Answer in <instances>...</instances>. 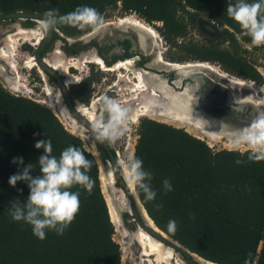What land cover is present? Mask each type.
<instances>
[{"label": "trees", "instance_id": "trees-1", "mask_svg": "<svg viewBox=\"0 0 264 264\" xmlns=\"http://www.w3.org/2000/svg\"><path fill=\"white\" fill-rule=\"evenodd\" d=\"M235 2L0 0V13L43 14L57 9L63 15L79 6H89L103 17L120 4L123 13L137 14L147 23H160V34L171 46H178V38H183L188 27L195 26L198 17L203 16L220 27L228 26L233 32L222 30L223 38L208 39L202 46L184 45L186 56L217 63L233 76L261 84V75L241 55L240 42L251 43V40L240 35L241 28L227 15L228 5ZM25 25L32 27L34 23L26 20ZM55 29L65 37L78 38L94 28L57 25ZM55 39L60 38L55 35L52 41ZM225 42L227 49H221L220 44ZM48 48L46 45L39 56L43 57ZM104 63L112 64L106 60ZM49 82L56 85L51 76ZM91 83L92 80L85 79L71 90L72 102L88 105ZM47 139L52 143L51 155L56 157L69 146L80 150L92 163L87 174L94 186L91 192L73 186L70 190L79 193L80 201L74 220L62 235L45 230L46 238L40 240L33 235L30 225L10 217L12 201L24 202L29 189L24 182L10 187L8 180L29 163L33 164L31 175L39 174L36 163L43 150H37L34 145ZM110 152L115 158L112 148ZM251 155L250 150L213 151L204 141L182 129L140 119L134 157L142 160L143 168L152 174L151 188L156 196L145 201L141 193L138 199L160 231L202 259L214 264H264V160L250 159ZM14 158H22L23 164L12 163ZM100 158L104 162L110 160L107 152ZM238 160L242 163L237 164ZM98 173L97 161L84 148L83 141L69 133L48 107L13 95L0 85V264H120L119 247L112 239L114 226ZM165 179L171 182L172 191L164 190ZM170 220L176 222L175 232L167 228Z\"/></svg>", "mask_w": 264, "mask_h": 264}, {"label": "bare ground", "instance_id": "bare-ground-1", "mask_svg": "<svg viewBox=\"0 0 264 264\" xmlns=\"http://www.w3.org/2000/svg\"><path fill=\"white\" fill-rule=\"evenodd\" d=\"M122 24H128L135 27L152 37V41L158 49L156 53H153L154 57L149 64L150 67L155 69L162 68L165 71H177L178 73H176V77L179 74V78L175 79L173 83L170 84L166 78L151 72L148 69H134L132 67V60L114 63V65L109 68L104 64L102 59L95 54L90 57L84 55L79 59L73 57V59L71 58L69 61L64 60L62 57H57V59L53 61L48 57H45L44 61L60 73L68 84H74L75 82L74 76L69 72L70 67H77L79 69L81 66H84V64L92 63L101 66V69L105 72L118 71L119 81L116 85L120 87V82H123L124 87L121 86V90L125 89L128 91L127 95L130 99L127 100V102L129 101V104L133 105V108H131L132 118L130 119L133 123H137L139 118L144 116H156L163 119L167 118L188 127L190 131H197L212 142L226 139L230 143V146H237L232 142V131L247 127L251 123L252 118L249 115L247 116V109H259V105L257 104L258 101H255L254 97L260 90L257 91L255 84L250 80L229 75L209 62L196 61L174 63L166 61L162 57V54L159 53V35L150 25L134 18L133 16L122 17L114 23L115 26ZM36 28L37 26L31 28L15 26L14 31L5 37V47L0 49V59L7 63L11 61L9 63V69H11V71H16L17 69L12 59L15 55L14 52L16 50L17 41L22 40L24 42H30L33 46H36L40 43L41 39H43L44 35L39 34L36 31ZM100 28L101 27L94 28V30L85 36V38L92 37ZM137 32L140 33L139 31ZM54 54L56 56L60 55V51L56 50ZM25 65L27 68L36 67L38 73L44 79V74L36 65L33 57H30ZM122 68L125 69V75H122V72L119 71ZM208 74L217 76L225 82L226 86L219 83L214 84L215 82L209 80ZM195 76L198 78H195L194 82L191 84L186 83L184 85L181 81L182 78L186 77L184 81H188L189 77L194 78ZM43 81L45 83L44 91L46 92V94H44V99L47 105L58 114L60 119L67 124L72 132L77 135L79 134L84 137V139L90 138L86 129L78 125L69 115L67 108L62 102L58 89H51L47 85L46 80L44 79ZM214 85L220 86V89H216ZM243 91H246L250 95L246 98L243 97ZM234 97L237 98V100H234ZM261 101H263V99ZM96 105L97 101L95 100H93L89 106L78 102L77 108L81 111L84 117L92 122V118L96 116ZM90 153L100 165V171L106 187L113 189L114 175L109 167L106 169L102 167L99 152L94 141H91ZM128 190L132 194L129 187ZM111 195L110 198L113 199L107 201L109 216L115 226L123 229L122 218L120 216L122 207L118 205V201L121 202L129 212H131V199L129 200L122 197V199H114ZM132 196L135 205L139 207L147 225L151 227L152 223L144 213L141 207L142 204L137 197L133 194ZM162 236L165 237L164 234H162ZM128 237H133L130 239L139 245L142 252L141 257L147 258L144 261L148 262V264H184V260L178 252L153 238L139 227L138 231H136L133 236L129 235ZM192 259L191 261L194 264H208V261L195 254H192Z\"/></svg>", "mask_w": 264, "mask_h": 264}, {"label": "rangeland", "instance_id": "rangeland-1", "mask_svg": "<svg viewBox=\"0 0 264 264\" xmlns=\"http://www.w3.org/2000/svg\"><path fill=\"white\" fill-rule=\"evenodd\" d=\"M133 16L134 18L150 25L159 35L160 37V51L162 54V57L164 60L174 63H185V62H196L197 60H192L189 57H187L188 51L184 49V45H199L202 46L206 41L209 39V37H212V34L209 33H215L218 31H221L222 28L216 24L210 23L211 21H206L203 16H199L197 19V24L193 27H188L187 34L181 38L182 40L178 39L177 45L178 46H171L170 43H167L166 40L163 39V37L160 34L159 28L161 27L160 23L153 22V23H147L143 18L138 16L134 13H123L120 9V4L117 5V8H113L108 10L105 15L103 16V23L99 26L101 27L95 35L91 38H86L89 33H91L94 29H92L90 32L78 37V38H69L65 37L61 33L57 32L56 35L61 38H67L68 42L62 41L60 39H55L54 41L50 42L48 50L45 52L42 58L48 57L50 60H56L57 57L64 58V60H70L73 57L75 59H79L81 56H94L97 55L99 58H101L103 61L105 60L99 53H97L95 47H93V44H101L106 40H109L111 37L112 39H118L123 38V36H126L128 38H133L135 43L138 44V39L136 37L137 31L133 30L129 27H116L114 26V23L124 17V16ZM199 23H203V27L200 26ZM26 20H7V21H0V49L4 48V39L8 36L9 33H12L14 31L15 26H21L23 28H31L25 25ZM110 23V24H108ZM113 23V24H112ZM112 24V26H111ZM36 23H34V26ZM108 25V26H106ZM32 26V27H34ZM40 34V33H39ZM47 34L44 33L45 36ZM139 36V34H138ZM55 37V36H54ZM53 40V39H52ZM145 45L148 46L147 48H144V52H140L139 50H134L133 56L139 54V60L141 63L142 56L145 57L144 64H148L152 57H153V49L150 47L152 45L150 38L147 36L144 37ZM20 41V42H19ZM17 41V46L15 50V55L12 57L13 63L16 65V71H11L9 69V63L6 61H3L0 59V85L9 93L16 95V96H22L27 99H30L36 103H39L41 105H44L50 109V111L57 117L61 125L69 132L72 131L68 128L67 124L60 119L58 114L50 108L47 103L45 102V95L46 92L44 91V81L42 80L41 76L37 72L36 67L34 68H27L26 62L29 60L30 57H33L35 52V46H33L30 42H24L22 40ZM124 43H127L124 41ZM88 44V45H87ZM240 46L242 47V57L246 59L247 62L251 63L256 71L261 75L262 77V83L257 84L254 81H252L255 84V88L258 93H256L254 100L258 101L257 104L258 110H253L252 108L247 109V116L249 115L252 120L257 116L259 113L264 112V45L261 46H254L251 43H242L240 42ZM75 47H78V49L74 50ZM141 47V46H140ZM183 48V49H182ZM221 49H227V44L223 43L220 44ZM56 50L60 51V55H55L54 52ZM75 51L76 54H69L67 52L69 51ZM127 50H129V46H127ZM119 52V51H118ZM74 53V52H73ZM121 53V52H119ZM122 55V54H121ZM116 56L114 55L108 56V60L111 59V62H117L118 60H124L125 56ZM51 56V57H50ZM15 58V59H14ZM137 64V62H135ZM215 65L217 68H219L221 71H224L227 73L226 69L224 70V67L217 63H211ZM145 68L144 66H142ZM149 68V67H148ZM146 69V68H145ZM151 72H154L156 74H159L161 76H165V74L170 75L168 78V82L173 80V73H170L168 71L161 69H148ZM69 72L74 76L75 82L74 84L68 86L69 91L75 89L76 86L79 85V83L85 79L92 80L91 83V97L88 106L91 104L93 100L97 101V105L95 107V115L98 116L100 114V103L102 98L108 97V98H114L118 100L123 106L128 107L129 109L133 108V105L129 104L130 97L127 95V92L125 89L121 90V86L124 87V83L120 82V87H118L117 82L119 81L118 77V71L115 72H105L100 69V67L96 64L87 63L84 64V66H81L79 69L76 67H70ZM122 75H125L124 71H121ZM231 75L230 73H227ZM166 78V77H164ZM208 78L210 81H213L215 83H219L221 85H225V82L221 79H219L217 76L208 74ZM48 86L51 89H57V87L54 84L47 83ZM17 86V87H16ZM259 88V89H258ZM261 88V89H260ZM119 91V92H118ZM243 97H248L250 94L246 91L242 92ZM261 94V95H260ZM263 101H261L262 99ZM124 100V101H123ZM126 101V102H125ZM263 105V106H262ZM132 111V109H131ZM150 119L156 122L164 123L179 129H182L192 135L193 137H196L202 141H204L209 148H211L213 151H221V150H230V151H239V152H245L250 150L247 145L240 144L237 146H230L229 142L226 139H220L218 141L212 142L204 135L198 133L197 131L193 132L190 131L188 127L179 124V122H175L171 119H163L156 116H144L140 117L137 123H133L131 120H129L127 125V130L125 132V135L120 138L118 141H116L114 144H110L112 147V150L115 155V169L112 170V166L109 160H106L105 162L101 160L102 167L104 169L108 168L113 172H115L118 175V181L114 178L113 181V189L110 187H106L105 181L103 180L102 173L100 171V165L98 164V177H99V183L101 187V192L104 196V199L106 201V205L108 208L107 201L110 199V195L114 197V199H122L127 198L130 200V198L127 197L125 191L122 189V187L119 185V182H125L123 178V174L121 171H119L116 167V161L120 158H127L128 156H134V147L137 141V127L139 124L140 119ZM160 119V120H159ZM72 135L80 138L84 143V148L90 153V145L91 141L93 139L85 138L77 135L76 133L72 132ZM91 140V141H90ZM90 144V145H89ZM251 151V150H250ZM91 154V153H90ZM100 156V155H99ZM95 158V157H94ZM97 161V160H96ZM108 165V166H107ZM127 185V184H126ZM128 187V186H127ZM129 191V190H128ZM122 197V198H121ZM118 205L122 207L121 210V220L123 224V229L115 226V224L112 222L114 226V233L112 236L113 241L118 245L119 251H120V264H148V262L144 261L147 258L141 257V249L135 241L131 240L128 236L134 235L136 231H138V225L133 220L130 212L124 207V205L118 201ZM110 217V216H109ZM111 220V218H110ZM181 258L184 259V264H191L186 260L180 253H178ZM196 255V254H195ZM156 264V263H155ZM179 264V263H178Z\"/></svg>", "mask_w": 264, "mask_h": 264}, {"label": "clouds", "instance_id": "clouds-1", "mask_svg": "<svg viewBox=\"0 0 264 264\" xmlns=\"http://www.w3.org/2000/svg\"><path fill=\"white\" fill-rule=\"evenodd\" d=\"M227 15L241 28L240 35L249 37L254 46L264 45V0H236L227 7ZM103 23L100 13L89 6H79L67 14H59L57 9H49L42 18L36 21V31L44 34L53 30L57 25H68L84 29L98 28ZM131 109L123 106L114 98L104 97L100 103V114L92 118L91 129L96 139L114 144L125 135L127 125L131 119ZM234 145L244 144L251 150L249 158L256 161L264 160V113H259L244 128L233 130L231 133ZM37 150L43 154L38 158L39 174L33 177V164L29 163L17 174L12 175L8 184L14 187L18 182H24L29 189V195L24 202L13 200L9 215L13 221H23L32 228V233L40 240L46 238L45 230L55 231L62 235L74 220L79 211V193L70 189L73 186L83 187L91 192L93 181L87 174L92 163L80 150L69 146L59 157L51 155L52 143L50 139L35 143ZM12 163L23 164L22 158H14ZM237 164L242 163L236 161ZM116 167L122 172L123 178L135 197L141 193L145 201L155 199L156 192L151 188L152 174L143 168V162L134 156L120 158ZM166 192L172 191L171 182L163 181ZM161 205H157V208ZM176 222L170 220L167 228L175 232ZM208 264H214L208 261Z\"/></svg>", "mask_w": 264, "mask_h": 264}, {"label": "water", "instance_id": "water-1", "mask_svg": "<svg viewBox=\"0 0 264 264\" xmlns=\"http://www.w3.org/2000/svg\"><path fill=\"white\" fill-rule=\"evenodd\" d=\"M42 16H43V14H38V13H22V12L6 13V14L0 13V21L18 19V20H29L33 23H36V21H38L40 18H42ZM56 33H57V30L55 28L53 30H50L47 32V34L44 36V38L40 41L39 45L35 48L33 59L35 60L36 65L42 71V73L51 76L55 80V82L57 84V89H58V91L61 95V98H62V102L65 105V107L67 108L69 115L76 121V123L78 125H80L86 129L88 135L93 139V141L96 145V148L99 152V155L103 154L104 152H107L109 154V158H110L109 161L111 163L112 170L114 171L115 160H114V158L110 152L112 147L110 146V144L108 142L105 144V141L101 142V141L96 139L95 133L91 129V122L86 117H84V115L81 113V111L77 108L78 102L77 101L72 102L71 97H70L69 87H68V85H66L63 76L60 73H58L54 68H52L50 65L45 63L44 58L39 56L40 51L47 44H49L52 41V39L54 38ZM63 40L65 42L66 41L68 42L67 38H63ZM174 76L176 77V75H174ZM196 76H198V75H196ZM196 76L194 78L189 77L188 80H190L191 82H194V79L198 78ZM46 83H48V78L46 79ZM214 86L218 87L220 89V86H218V85H214ZM99 158H100V156H99ZM100 161H101V158H100ZM113 175H114V178L118 181V175L115 172H113ZM119 185L122 187V189L125 191V193L127 195H129V197L131 199V206H130L131 212H130V214H131L133 220L137 223L138 227L141 228L142 230H144L149 235H151L153 238H155L158 241L162 242L163 244L173 248L176 252L180 253L186 260H188L189 263H193L191 261L193 253L189 252V250H187L186 248L181 246L178 242L174 241L173 239L168 237L165 233L160 231L155 226V224L152 222V220L148 217L144 207L141 205L144 213L146 214V216L148 217V219L152 223L151 227L147 225V222L143 218L139 207H137L135 205V203L133 201V196L130 193V191H128V187H127L126 183L119 182ZM162 234H164L165 237H163Z\"/></svg>", "mask_w": 264, "mask_h": 264}, {"label": "flooded vegetation", "instance_id": "flooded-vegetation-1", "mask_svg": "<svg viewBox=\"0 0 264 264\" xmlns=\"http://www.w3.org/2000/svg\"><path fill=\"white\" fill-rule=\"evenodd\" d=\"M127 16V15H126ZM125 17V16H124ZM205 18V17H204ZM205 20H206V18H205ZM207 21V20H206ZM210 23H212V24H215L213 21H211ZM109 24V23H108ZM198 24H200V26L201 27H203V23H199L198 22ZM35 26H37V24L35 25ZM34 26V27H35ZM115 26V25H114ZM116 27H129V28H131V29H133V30H137V31H139L140 33H138L139 34V36H138V34H136V33H134L135 35H136V37H137V39H138V44H136L135 43V41H134V39L133 38H128V37H126V36H123V38H118V39H112V37L109 39V40H106V41H104L103 43H101V44H96L95 43V45L93 44V47H95L94 49H96V51H97V53H99L100 55H101V57H103L106 61H108V62H111L110 60L111 59H109L108 60V56H111V55H114V57H116V56H120L121 54V56H125V59L124 60H118L117 62H112V64L110 65V66H107L105 63V65L107 66V67H112V65H114V63H119V62H125L126 60H132V67L134 68V69H141V70H144L145 68L146 69H155V68H153V67H150L149 66V64L151 63V61H152V59H153V57H154V54H153V57H152V59H151V61L148 63V64H144L143 65V62L145 61V57H143L142 56V60H141V63H140V61L138 62V60H139V52L137 53V54H135V56H133L132 54H133V52H134V50H139L140 52H144V48H147L148 46H146L145 45V40H144V36H147L148 38H150V40H151V44L152 45H150V47L153 49V53H156V51H157V46L153 43V41H152V37L151 36H149V35H147V34H145V33H143V31H140L139 29H137V28H135V27H132V26H130V25H128V24H122V25H117ZM222 28V30H228L229 32H233L232 30H231V28H229L228 26H226V25H224V26H222L221 27ZM221 30V31H222ZM221 31H218V32H215V33H209V34H212L211 36L212 37H209V39H221V38H223V36L221 35ZM143 35H142V34ZM157 33V32H156ZM158 34V33H157ZM93 37V36H92ZM44 38V37H43ZM86 38H91V37H86ZM85 38V39H86ZM158 38L160 39V37L158 36ZM179 40H182L181 38H178ZM42 40V39H41ZM124 41H126L127 43H124ZM158 43H159V45H160V40H158ZM226 44H228V42H225ZM38 45H39V43H38ZM38 45H36L35 47H37ZM88 45V44H87ZM127 46H129V50H127ZM141 46V47H140ZM76 49H78V47H75L74 48V50H76ZM121 52V53H119V52ZM74 52V53H73ZM67 53H69V54H76L75 53V51H73V50H71V51H69V52H67ZM159 53H161V51H159ZM35 61V60H34ZM103 61V60H102ZM143 61V62H142ZM45 62V61H44ZM104 62V61H103ZM135 62H137V64H135ZM210 63V62H209ZM142 66H144L145 68H143ZM100 67V69H101V66H99ZM149 67V68H148ZM29 69H31V68H29ZM102 70V69H101ZM125 69L124 68H122V69H120L119 71H124ZM103 71V70H102ZM38 72V71H37ZM110 72H113V71H110ZM115 72H117V71H115ZM128 72V71H127ZM168 72H170V73H173V80H171L169 83L170 84H172L173 83V81L175 80V79H178L179 78V74H178V76L177 77H175L174 75H176V73H178L177 71H168ZM44 74V73H43ZM40 75V74H39ZM41 76V75H40ZM163 77V76H162ZM164 77H166V79L168 80V78L167 77H170V75H168V74H165V76ZM41 78H42V76H41ZM48 78V83H50L49 82V75H46V74H44V79L46 80ZM43 78H42V80H44ZM186 79V77L185 78H182L181 79V81H182V83L185 85L186 83H192L190 80H188V81H184ZM64 81H65V79H64ZM184 81V82H183ZM56 83V82H55ZM66 83V82H65ZM214 84H216V83H214ZM48 85V84H47ZM66 85H68V86H70V85H72V84H68V83H66ZM56 87H57V84L55 85ZM215 87V86H214ZM216 89L218 88V87H215ZM234 100H237V98H233ZM250 109V108H249ZM106 144V143H105ZM184 260V259H183ZM192 261H193V259H192Z\"/></svg>", "mask_w": 264, "mask_h": 264}]
</instances>
